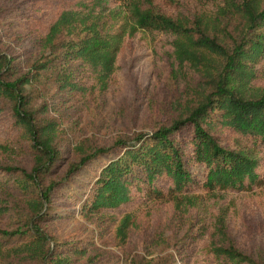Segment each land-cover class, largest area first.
Instances as JSON below:
<instances>
[{
    "label": "trees",
    "instance_id": "1",
    "mask_svg": "<svg viewBox=\"0 0 264 264\" xmlns=\"http://www.w3.org/2000/svg\"><path fill=\"white\" fill-rule=\"evenodd\" d=\"M204 1L214 10L192 17L171 12L179 0H28L5 11L6 22L18 23L37 50L27 68L22 59L0 52V99L10 104L0 113L7 112L10 131L23 128L35 154L28 171L0 160V191L13 182L28 199L19 226L0 228V264H73L85 255L78 241L60 242L40 227L63 217L54 209L55 198L78 207L82 216L117 221L124 240L127 231L149 227L164 205L183 211L214 192L264 190V93L243 89L254 66L264 64V0ZM235 17L242 22L237 40L227 27ZM108 19L113 24L107 26ZM139 31L159 36L153 58L165 62L170 80L188 89L185 105L152 131L75 147L63 175L47 179L61 156L52 124L39 123L28 108L24 85L52 69L61 90L77 88L86 82L74 78L71 65L77 62L105 88L119 52ZM6 150L0 143V153ZM6 206L0 196V213ZM210 222L198 248L205 262L264 264L231 236L224 213Z\"/></svg>",
    "mask_w": 264,
    "mask_h": 264
},
{
    "label": "rangeland",
    "instance_id": "2",
    "mask_svg": "<svg viewBox=\"0 0 264 264\" xmlns=\"http://www.w3.org/2000/svg\"><path fill=\"white\" fill-rule=\"evenodd\" d=\"M27 1L0 0V52L22 59L26 68L37 47L31 37L20 33L18 23L6 22L4 15L11 6ZM177 9L192 17L212 12L214 5L204 0H179V6L171 12ZM110 24L113 21L108 19L106 25ZM241 24L235 17L227 26L234 40ZM220 35L222 41L231 44L232 38L225 33ZM158 39V35L139 31L126 41L105 88L97 84L94 72L77 62L71 65L74 78L86 81L76 84L77 88L61 90L57 72L52 69L24 85V93L29 96L28 108L34 111L39 123L52 124L53 144L61 156L47 179L63 175L76 156L77 146L109 145L118 138L167 125L177 116L185 105L188 89L169 79L164 61L154 60L152 46ZM252 72L243 83L244 91L264 93V64H257ZM7 105L9 102L0 99V107ZM5 114L6 111L0 113V143L7 150L0 153V160L28 171L35 154L31 139L23 128L10 131ZM0 193L7 205L0 213V228L13 229L25 219L28 199L13 182L5 184ZM53 205L63 217L43 222L40 227L60 242H79L85 255L73 264H204L198 252L201 239L209 230L212 217L222 213L230 219L231 236L250 255L264 261V190L253 194L214 192L197 197L195 206L183 211L164 205L160 215H151L149 227L139 232L127 231L124 240L117 235V221L107 216H82L78 207L60 198H55ZM237 217H244V222Z\"/></svg>",
    "mask_w": 264,
    "mask_h": 264
}]
</instances>
